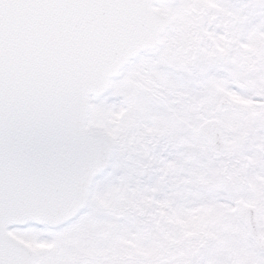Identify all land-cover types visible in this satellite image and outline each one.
I'll list each match as a JSON object with an SVG mask.
<instances>
[{
	"label": "snow or ice",
	"instance_id": "obj_1",
	"mask_svg": "<svg viewBox=\"0 0 264 264\" xmlns=\"http://www.w3.org/2000/svg\"><path fill=\"white\" fill-rule=\"evenodd\" d=\"M0 264H264V0H0Z\"/></svg>",
	"mask_w": 264,
	"mask_h": 264
},
{
	"label": "rangeland",
	"instance_id": "obj_2",
	"mask_svg": "<svg viewBox=\"0 0 264 264\" xmlns=\"http://www.w3.org/2000/svg\"><path fill=\"white\" fill-rule=\"evenodd\" d=\"M236 102L240 103L241 101H239V99H237ZM179 223L184 224V221H179ZM186 227H188L190 229V231H195V230H197L198 225L193 223L191 225H186ZM23 242L29 246H33L34 249L46 248V245H44V244H32L31 242H28V241H23Z\"/></svg>",
	"mask_w": 264,
	"mask_h": 264
},
{
	"label": "flooded vegetation",
	"instance_id": "obj_3",
	"mask_svg": "<svg viewBox=\"0 0 264 264\" xmlns=\"http://www.w3.org/2000/svg\"><path fill=\"white\" fill-rule=\"evenodd\" d=\"M232 2L235 3L237 6H239L240 0H232ZM156 10L162 12L161 9H156ZM162 13H163V12H162ZM49 247H50V245H46V248H49Z\"/></svg>",
	"mask_w": 264,
	"mask_h": 264
},
{
	"label": "water",
	"instance_id": "obj_4",
	"mask_svg": "<svg viewBox=\"0 0 264 264\" xmlns=\"http://www.w3.org/2000/svg\"><path fill=\"white\" fill-rule=\"evenodd\" d=\"M155 11V10H154ZM156 12V11H155ZM158 13V12H157Z\"/></svg>",
	"mask_w": 264,
	"mask_h": 264
}]
</instances>
